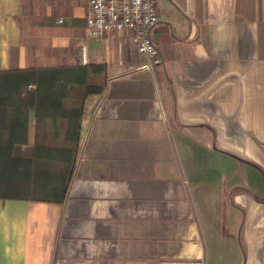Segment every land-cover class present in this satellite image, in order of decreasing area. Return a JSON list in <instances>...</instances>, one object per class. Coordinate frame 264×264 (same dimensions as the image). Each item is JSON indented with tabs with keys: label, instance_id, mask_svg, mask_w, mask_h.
Here are the masks:
<instances>
[{
	"label": "crops",
	"instance_id": "0c3cea01",
	"mask_svg": "<svg viewBox=\"0 0 264 264\" xmlns=\"http://www.w3.org/2000/svg\"><path fill=\"white\" fill-rule=\"evenodd\" d=\"M157 1L155 62L129 32L83 58L89 0H0V73L106 77L64 194L72 101L0 97V152L61 153L44 195L0 196V264H264V0Z\"/></svg>",
	"mask_w": 264,
	"mask_h": 264
},
{
	"label": "rangeland",
	"instance_id": "374dc122",
	"mask_svg": "<svg viewBox=\"0 0 264 264\" xmlns=\"http://www.w3.org/2000/svg\"><path fill=\"white\" fill-rule=\"evenodd\" d=\"M78 69V68H76ZM78 70L58 69L53 70L50 78L41 85L40 81L33 78L26 82L14 81L10 86H3V79L0 77V86L2 99H17L30 97L31 94L37 92L36 97H50V92L56 91L61 85L65 83L68 78L75 79ZM32 96V95H31ZM30 127V120L27 123ZM16 160V170L10 171L8 166V157L6 153L0 152V196H33L39 197L44 195L42 193L43 185L40 179L31 177V166L33 163L38 168L34 172H40L46 169L47 166L51 168V174L57 177L60 172L61 164L59 157L61 153L58 151H38L32 153L26 149L19 151Z\"/></svg>",
	"mask_w": 264,
	"mask_h": 264
},
{
	"label": "trees",
	"instance_id": "16d2710c",
	"mask_svg": "<svg viewBox=\"0 0 264 264\" xmlns=\"http://www.w3.org/2000/svg\"><path fill=\"white\" fill-rule=\"evenodd\" d=\"M71 70V69H69ZM78 70L76 73L75 79L68 78L63 85L59 87L56 91L50 92V97H56L55 101L50 102L49 106L55 110L67 111V106L69 105L66 102V99L72 101V109H70L69 114L67 115V124H68V134L72 143V148L68 155L66 156V170H65V182L60 183L59 189L64 194L69 186L68 181L72 178L74 168H75V157L77 153V145L79 139V132L81 126V116L83 104L86 98L90 95H99L104 91V83L106 80L105 77V67L104 66H89L85 69H72ZM53 70H25V71H7L1 72L0 77L3 79V86H10L14 81L16 82H26L29 79L33 78L37 81H40L43 85L52 75ZM2 86H0V96H3V91L1 92ZM31 94L32 96L36 95ZM30 95V96H31ZM8 104L0 103L1 107H5ZM9 106V105H8ZM46 106V105H44ZM68 113V112H67ZM18 121L11 123V127L20 126ZM10 138H14L10 136ZM7 153L9 165H13L15 162V151L13 146H10ZM62 194V195H63ZM62 199H60L61 201ZM59 201V202H60Z\"/></svg>",
	"mask_w": 264,
	"mask_h": 264
},
{
	"label": "built area",
	"instance_id": "2783aa9c",
	"mask_svg": "<svg viewBox=\"0 0 264 264\" xmlns=\"http://www.w3.org/2000/svg\"><path fill=\"white\" fill-rule=\"evenodd\" d=\"M157 5V0H89L83 58L89 41L109 33L129 32L137 52L157 62L159 51L151 37L159 21Z\"/></svg>",
	"mask_w": 264,
	"mask_h": 264
}]
</instances>
